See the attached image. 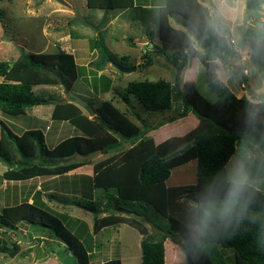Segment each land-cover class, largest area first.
Instances as JSON below:
<instances>
[{
    "label": "trees",
    "instance_id": "obj_1",
    "mask_svg": "<svg viewBox=\"0 0 264 264\" xmlns=\"http://www.w3.org/2000/svg\"><path fill=\"white\" fill-rule=\"evenodd\" d=\"M206 1L166 0V6L157 11L159 43L152 49H146L143 59L146 65H150L152 57L158 55L157 50H162L161 55L172 62L179 81L190 59L197 58L207 67L206 82L217 97L216 102L211 104L206 101L193 82H186L182 90L177 84L165 80L132 81L126 93L119 94L127 104L134 96L150 112L171 110L173 96H177L181 111L158 126L175 122L191 112L199 119V126L189 135L172 137L159 145H155L152 138L145 137L150 128L142 130L112 101H104L98 108H92V114H87L75 103H61V100L34 91L39 85L61 84L49 70L60 72L72 89L82 68L77 65L73 54L64 50L25 53L14 62L0 61V111L3 114L21 117L34 107L53 105L52 121L68 122L77 132L56 147L49 148L41 130H28L16 135L1 121L0 162L7 167L2 179L23 182L64 175L91 161L70 160L63 164V160L96 151L109 154L124 150V144L132 143L133 147L129 150L95 165L91 184L94 189L107 194L105 197L109 202L106 208H102L101 201H93L92 198L89 201L68 200L65 196L48 194V199L91 212L95 216L96 234L122 223L139 229L143 235L142 264H165V241L168 238L155 237L150 227L136 219L130 221L131 216L142 221L146 217L151 221L148 218L151 211L153 217H162V222L166 224L165 227H157L181 240L179 246L188 264L229 263L224 250L233 251V264H264V187L243 184L232 210L222 214L224 201L234 187L233 181L229 180L227 165L240 142L261 150L262 157L246 162L244 171L254 181L264 180V102L252 103L246 98H238L226 84L213 78L214 71L210 68H214V62L225 63L229 58H235L237 52L230 49L225 38L211 28L210 11L202 5ZM87 6L105 13L139 9L135 7V0H87ZM263 7L264 0H247L246 11L258 12ZM170 19L187 27L188 31L172 27ZM147 35L152 36L149 31ZM191 37L203 52L193 47ZM248 41L253 55H257L253 42L250 38ZM91 44L92 50L98 54L97 59L89 64L91 67L103 70L110 61L120 63L112 56L103 35L93 38ZM120 60L123 67L134 66L128 57H121ZM125 62L130 65H124ZM90 115H94L93 118ZM194 160L197 161L196 183L169 185L172 170ZM69 192L77 195L80 191L73 188ZM111 201H116V209L112 210L127 215L129 220L115 215L110 208ZM121 202L126 205L122 209L118 208ZM101 213L106 216L100 218ZM20 224L40 233L51 231L48 234L53 245L49 241L48 247L57 253L62 263L65 264V261L55 249L57 239L72 253L75 264H91L90 251L62 219L43 207L29 204L28 200L2 210L0 254L10 257L25 255L19 245V241L24 239V236L18 235ZM29 238L32 239L31 234ZM103 264H121V261L111 260Z\"/></svg>",
    "mask_w": 264,
    "mask_h": 264
},
{
    "label": "rangeland",
    "instance_id": "obj_2",
    "mask_svg": "<svg viewBox=\"0 0 264 264\" xmlns=\"http://www.w3.org/2000/svg\"><path fill=\"white\" fill-rule=\"evenodd\" d=\"M84 1L85 0H0V61L14 62L25 53L43 54L55 53L59 50L65 51L66 49H70L69 43L77 42L75 40L71 41L70 37L75 39L78 36H86L85 38L89 39L88 43H85V38H81L79 42L82 44L85 43L86 48L92 50V39L96 38L98 35H103L108 49L117 62L121 63V57H141L139 60L141 66L137 64V71L126 73L128 77H125L123 73L118 71L117 68L110 63H108L103 70H96L95 67H91L90 65L84 68L80 67V76L72 88L73 93L78 95L92 108H98L106 99L107 101H112L115 106L118 104L119 109L134 123L137 122V115L139 116L140 122L137 125H140L142 130H146L150 126H154L158 123L165 122L180 112V101L177 96H173V108L171 110L159 112L147 111L134 96L130 97L129 104L125 103L119 96L120 93L122 95L126 93V88L129 82L132 81L165 80L173 82L175 85L178 84L179 88L182 90L184 89L185 83L183 84V78L180 77L178 81L177 72L172 62L167 59L166 56L156 55L152 57L151 64L146 65L143 59V46H132L129 41L130 38L134 39L136 37V33L133 31H140L145 25L150 28L149 32L158 38V13L156 11L154 12L155 17L153 15L151 16V14L144 16V20L147 19V21H144L142 24H137L132 31H129V28L123 30L116 28L117 35L113 36L114 31H103L105 28L103 26L105 24L94 21L92 18L93 15L99 13L97 10L84 12ZM214 13L215 12H213V15ZM262 14H264V7L258 12L245 11L241 19L238 18V22L235 21L233 23V38L236 42L234 48L230 46L231 43L224 32V29L229 31L230 27L220 24L219 21L218 26L215 21L212 20V23L209 21L211 28L218 35L225 38L230 49L242 48V54L240 53L239 56L236 55L235 58H229L227 60L226 66L228 67L230 64L232 66L229 72L225 71V66L222 62H214V68H210L214 71L212 72L213 78L227 84L238 98H246L252 103L264 102V99H262V97H264V39L261 38L259 30V25L261 21L264 20V15ZM248 21L251 23H248ZM172 22L175 23L174 20ZM230 25L231 23L229 22V26ZM183 28L184 30L182 31H188L187 27ZM117 36L118 38L115 39ZM122 36H125V38L128 37L129 39H125L122 42ZM191 38L193 40V47L203 52L196 40L193 37ZM249 38L253 43L255 42L254 46L257 49V55L255 56L250 49L251 45L249 46L247 42ZM231 41L233 40L231 39ZM189 64L190 82L195 83L197 91L206 101L214 104L217 97L207 85L206 65L202 64L197 58L190 59ZM124 65L129 66L130 63L125 62ZM113 79H117L116 83ZM1 81L2 78H0V82ZM34 91L46 97L52 96L56 100L62 101L66 98L64 88L61 84L39 85L34 88ZM114 99H116L117 102ZM51 107V105H43L40 107V110L42 113L46 114L51 110ZM81 108L89 114L84 107ZM35 116L37 115L33 114L32 109H29L26 115L21 117L8 116L0 111V122L2 121L13 127H16L15 125L18 124H23L24 122L26 126L31 125V127H36L40 124L37 123L38 121L35 122ZM93 116L94 115H90V118H93ZM193 118L194 114L190 113L186 117L175 122L166 123L170 125L165 129L164 133L161 131L162 133L160 136L164 138L160 142L163 143L172 137L181 138L189 135L200 123L198 119L194 120ZM52 122L53 121H51V123ZM65 124L66 129H73L70 123L67 122ZM42 127L43 131L46 132V123H42ZM63 134L62 139L73 136H69L70 133L66 132ZM153 136L155 137V135ZM153 140L155 145L158 143L160 144L156 137ZM48 142H52L51 137L48 139ZM124 146V150H117L114 155L129 150L132 145L124 144ZM112 155L113 154H99L94 156L90 161L94 165H97L108 161ZM261 157V150L257 146H248L246 142H240L236 154L227 165L229 180H244V184L263 188L264 180L254 181L250 179L244 171V164L246 162H254ZM196 167L197 161L194 160L173 169L171 178L168 181L169 185L195 184L197 180ZM6 169L7 167L0 162V214L2 208L7 205V199L2 193L13 189L9 184L6 185L2 179V174ZM78 172L79 171H76L71 175H63L60 177L59 181L52 182L53 186L57 188L54 189L55 193L60 196L58 192L60 191L63 194L61 197L65 196L68 200L89 201L90 198H92L93 201H101L103 205L102 208H106L105 206L108 204L109 200L105 197V195H107L105 191L92 187L91 183L93 182V176H83ZM71 188L80 191L79 194L75 195L73 193H68ZM15 189L19 190V187H15ZM109 194L115 195L114 192H109ZM73 195L76 197H73ZM111 203V210H115L116 208L114 205L116 201H111ZM125 206L126 205L121 202L118 208H124ZM69 209L70 212L68 214L72 213L70 216L66 213V207L58 205L56 208L58 213H55L57 211L53 210L54 215L62 219V222L68 227L72 234L80 239L84 246L92 252L91 264H103L111 260H120L121 264H142L141 242L143 240V235L139 232V229L122 223L117 226L114 225L104 228L100 233L96 234L94 232L95 216L91 212L75 207ZM123 210L125 211V209ZM113 212L115 215L123 218V220L124 218L128 219V216L125 214H119L116 211ZM152 212L153 211L148 214V218L151 222L155 226L165 227L166 224L162 222L163 218L153 217L151 215ZM99 216L102 218L106 215L101 213ZM132 219H136L144 226H148L144 220L142 221L139 218L131 216L130 221ZM18 230V235L20 237L24 236V239L20 241L19 245L21 247V252L26 256L10 257L9 255L0 254V264H42L44 260L48 259L46 257L49 255L48 239L43 240L40 237L29 242L27 237L31 234V231L28 227L25 226V224H20ZM48 233L50 234L51 231H48ZM48 233H44L43 235L49 238ZM10 235L12 236V234ZM50 241L52 242L51 245H53V240ZM56 241L59 243H57L55 249L64 259L65 264H75L73 255L67 250L65 244L59 239ZM42 242L45 243L46 246H43ZM171 242L174 241L172 239L167 240L168 244ZM50 250V253H55L52 252L51 248ZM223 252L225 259L227 258V260L231 262L226 264L235 263L233 251L224 250ZM211 258L214 260V257ZM214 263L217 264V262Z\"/></svg>",
    "mask_w": 264,
    "mask_h": 264
},
{
    "label": "crops",
    "instance_id": "obj_3",
    "mask_svg": "<svg viewBox=\"0 0 264 264\" xmlns=\"http://www.w3.org/2000/svg\"><path fill=\"white\" fill-rule=\"evenodd\" d=\"M166 3H167L166 0H135V7L139 8V9L113 10V11H110L108 13H105L104 11H101V10H97L99 13L93 15L92 18L94 19V21H99L100 23H104L105 24L103 26V27H105L103 29V31H105V30H110L112 32L114 31L113 32L114 33L113 36H114V35H117L116 28H119V29H122V30L125 29V28H127V29L129 28V31L130 30L132 31V29H134V27L137 26V24H142L144 21H147V19L144 20V16H147V15L151 14V16L153 15L155 17V13L154 12L155 11L157 12L158 9L164 8L166 6ZM202 5L206 6L209 9L210 14H211V18H212V19L210 18V22L211 23H212V20H213V21H215L217 26H218V24L220 22V24H223V25H226V26L230 27L229 31H226L224 29L225 36H227L228 39L230 38V39L234 40V38H233V36H234V34H233L234 24L233 23L235 21L238 22L239 19L235 20L234 22L233 21H223L222 18H220L219 15H218L216 0H207L205 3H202ZM83 6H84L83 7L84 12L91 10L87 6V0L84 1ZM213 12H215L216 14L214 13V15H213ZM240 19H241V17H240ZM172 21H173V19H170V23H172V25H173L172 27H174L176 29L184 30V28L182 26H180L176 22L173 23ZM229 22L231 23L230 26H229ZM248 23H251V22L248 21ZM95 26H97V25H95ZM101 30H102V28H101ZM148 31H150V28L147 25H145L143 29H140V31H133L134 33H136V37L134 39H132V38L129 39L128 37L125 38V36H122L121 37V41L123 42L125 39L126 40L129 39L132 42L131 43L132 46H136V45L143 46V52L145 53V49H152V43L154 45L155 44L157 45L159 43V39L157 38V36L155 37L153 35L152 36L147 35ZM96 34H98V33H96ZM85 37L86 36H78L75 39L70 37L71 41L75 40L77 42L69 43L70 44V49H66L65 50L67 53H70V54L74 55L77 65L82 67V68L87 67L91 62H93L96 59V57L98 55L96 51L86 48L85 43L86 42L88 43L89 39H87ZM81 38H85L84 39L85 43L82 44V43L79 42V40ZM117 38H118V36L115 39H117ZM247 42H248V44L250 46V42L249 41H247ZM234 44H236L235 40H234L233 45H231L232 48H234ZM250 49H251V47H250ZM234 50H235V52H237L238 56L240 55V53L242 54V48H238V49H234ZM126 57L129 58V61L131 63H134V66H135V64H136V67H137V64L140 65V61L139 60H140L141 57H134V58L130 57V56H126ZM216 62H218V61H216ZM226 63H227V61L225 63H223L224 66H225L224 69H225V71L229 72L230 68L232 66L230 64V66L227 67ZM189 66H190V64H189ZM189 68L190 67H188L185 70V72L182 74V76H181L183 78V84L186 83V82H190V80H189ZM123 75L125 77H128V76H126V73H123ZM116 80L117 79H113V81L115 83H116ZM114 100L117 102L116 99H114ZM106 101H107V99H106ZM51 106H52L51 110H49V112H47L46 114L41 112V110H40L41 106H37V107L32 108L33 114L37 115V116L34 117L35 120H36L35 122L38 121L37 123L40 124V125H37L36 127H31V125L30 126H26V125H24V122H23V124L15 125L16 127L9 126V125L8 126L11 128V130L16 135H21V134H23V132L28 131V130H41L44 133L45 137H46V143H47L48 147L49 148H54L61 141L64 140V139H62V137L64 135L63 133L66 132V133H70L69 136H71V135L75 136L77 134V132L75 131L74 128L72 129V128L69 127L70 129H66V124L65 123H67V122H52L51 123V121H52V113H53V110H54V106L53 105H51ZM116 106L119 108L118 104ZM193 119L195 120V119H198V118L196 117V115H194ZM139 122H140V118L137 115V122H135V123L138 124ZM42 123L43 124L46 123V132L43 131ZM158 124H156L154 126H150L149 127L150 129L146 132L145 137H150V138L153 137L152 139H154L156 137L159 142L161 140H163L164 137H162L160 135H161L162 132L164 133L165 129L167 127H169L170 124H166V125H162V126H158ZM140 128H141V126H140ZM60 134H62V135H60ZM153 135H155V137ZM50 137L52 139L51 143L48 142V139ZM136 143H138V142H136ZM161 143L162 142H160V144ZM127 144H131L132 145L131 148L133 147L132 143H127ZM156 145H159V143L156 144ZM114 153L115 152H111L109 154H113L114 155ZM62 163L66 164L68 162L63 161ZM94 166L95 165L93 163L85 164V165L80 166L79 168H77V169H75L73 171H70L69 173H66L64 175H71L72 173H74L76 171H79L78 173L82 174L83 176L87 175V176H90V177L91 176L94 177V174H95ZM61 176H63V175L50 176V177H38V178H34L32 180L23 181V182H7V181H4L6 185L9 184L13 189L10 190V191H4L2 193V195H4L5 198L7 199V205H5L2 208V210L5 207H9V206H14L16 204H20L24 200H28L29 204H36V205L40 206L41 208L43 207L50 214H52V213L54 214V211H57L56 208H57L58 205L66 207L67 208V212H66L67 214L70 212L69 208H71V209L74 208V207L75 208H79V207H76V206H73V205H65V204H62V203H60L58 201H55V200L54 201H50L48 199V197H47L48 194H56L54 189H57V188L55 186H53L52 182L59 181ZM15 187H19V190H16ZM71 189H73V188H71ZM58 192L60 194V196L58 195L59 197L63 196V194L60 191H58ZM68 193H70V192H68ZM55 213H58V211L55 212ZM71 214L72 213H70L68 215L70 216ZM28 229L31 231V235H32V239H30V238L28 239V237H27V240L29 242L32 241L33 239L40 238V237L43 240H46V239H48L49 241L51 240L50 238H46V236L43 235L44 233L33 231L29 227H28ZM48 237H49V235H48ZM168 239H171V238H168ZM168 239H166V241H165V248H166V251H165V264H188L186 256L182 252V250H181V248L179 246V243H177V242H175L173 240L174 242H171L170 244H168L167 243ZM19 243H20V241H19ZM44 245H45V243H43V246ZM48 248H49V255L46 256L48 259L44 260L42 262V264H63L61 262V260L57 257L58 256L57 253H54V254L50 253L51 252V250H50L51 247H48ZM89 253L91 254V256H93L91 251ZM23 256H26V255H23Z\"/></svg>",
    "mask_w": 264,
    "mask_h": 264
},
{
    "label": "water",
    "instance_id": "obj_4",
    "mask_svg": "<svg viewBox=\"0 0 264 264\" xmlns=\"http://www.w3.org/2000/svg\"><path fill=\"white\" fill-rule=\"evenodd\" d=\"M154 47V44L152 43V48ZM158 55L162 54V50H157ZM110 63L115 66V68H117L118 71H120L121 73H132L137 71V67L133 66V67H123L121 66L119 63H115L113 61H110ZM50 73L53 74L54 77H56L61 85L64 88L65 94H66V98H64L61 103H75L77 105H79L80 107H84L85 110H87V112L89 114H92L93 109L91 106H89L86 102H84L78 95L74 94L72 89L69 87V85L65 82L64 77L62 76V74L56 70H49ZM178 87V84H177ZM100 152L96 151L94 153L88 154V155H82V154H77L76 156L72 157L71 159H67V160H63L65 162H68L70 160H79V161H90L94 156L99 155ZM144 220L146 221L147 225L150 227L152 234L155 237L158 236H165L167 238H171L172 240H174L177 243H180L181 240L173 235L172 233L166 232L164 230H162L161 228L155 226L151 221H149L146 217H144Z\"/></svg>",
    "mask_w": 264,
    "mask_h": 264
},
{
    "label": "clouds",
    "instance_id": "obj_5",
    "mask_svg": "<svg viewBox=\"0 0 264 264\" xmlns=\"http://www.w3.org/2000/svg\"><path fill=\"white\" fill-rule=\"evenodd\" d=\"M218 15L223 21H235L240 18L247 9V0H216ZM264 15V14H262ZM261 38L264 39V20L259 25ZM231 43V39L229 38ZM234 41V40H233ZM233 45V43H231ZM230 45V46H231ZM234 187L228 193L224 201V208L222 214L229 213L235 205L239 189L243 186L244 180L233 181Z\"/></svg>",
    "mask_w": 264,
    "mask_h": 264
},
{
    "label": "built area",
    "instance_id": "obj_6",
    "mask_svg": "<svg viewBox=\"0 0 264 264\" xmlns=\"http://www.w3.org/2000/svg\"><path fill=\"white\" fill-rule=\"evenodd\" d=\"M231 43H234V41H231Z\"/></svg>",
    "mask_w": 264,
    "mask_h": 264
}]
</instances>
